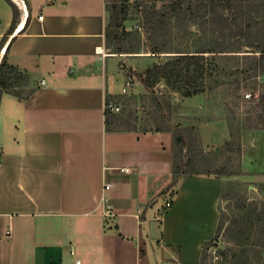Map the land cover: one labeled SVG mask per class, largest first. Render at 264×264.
<instances>
[{"label": "crops", "instance_id": "crops-1", "mask_svg": "<svg viewBox=\"0 0 264 264\" xmlns=\"http://www.w3.org/2000/svg\"><path fill=\"white\" fill-rule=\"evenodd\" d=\"M10 1L19 19L0 59L27 93L0 97V264H198L236 179L198 172L171 185L172 132L112 119L105 105L127 96L125 68L140 63L107 46V0ZM11 21L0 0V41ZM239 142L240 180L264 183V127L244 126Z\"/></svg>", "mask_w": 264, "mask_h": 264}, {"label": "rangeland", "instance_id": "rangeland-1", "mask_svg": "<svg viewBox=\"0 0 264 264\" xmlns=\"http://www.w3.org/2000/svg\"><path fill=\"white\" fill-rule=\"evenodd\" d=\"M112 3L123 5L126 16L117 31L124 33L122 39L108 47L128 58L127 67L134 60L140 63L135 69L125 68L134 85L141 88L143 82L138 67L143 71L158 61L193 56L205 69L196 73L191 64L187 76L195 75L196 82H181L175 90L164 80L152 87L143 83V90L115 100L121 108L109 118L126 119L142 132L170 129L178 139L173 151L180 155L184 171L224 173L236 179L223 188L217 230L198 264H264V186H260L264 183L240 180L239 142L243 127L264 116L258 102L264 91V60L249 68L252 57L264 52V0H107L108 6ZM146 15L163 22L147 30ZM193 84L199 92L184 96ZM21 87L8 90L24 96L27 90ZM245 94L251 97L246 99ZM188 157L191 165L184 166ZM174 187L158 194L162 205L172 199ZM167 210L161 206L156 218Z\"/></svg>", "mask_w": 264, "mask_h": 264}, {"label": "trees", "instance_id": "trees-1", "mask_svg": "<svg viewBox=\"0 0 264 264\" xmlns=\"http://www.w3.org/2000/svg\"><path fill=\"white\" fill-rule=\"evenodd\" d=\"M7 3L9 4V6L11 7V11H12V21L11 24L9 26V28L6 31V36L11 34L18 22L19 19V12L16 8V6L10 1V0H6ZM181 1V0H180ZM108 10H109V24L108 27L106 29L105 32V38H106V44L108 46V44H110L111 42H113L114 44L116 43V40L119 41L120 39H122V36L124 35V33L121 31L119 32V29L122 27V22L126 16V8L123 5H119L117 3H112L110 6H108ZM155 16H151V15H146L145 16V20H146V29L147 30H155L156 26L161 25V22H163V19L155 17ZM118 31V32H117ZM119 34V35H118ZM122 35V36H121ZM4 36L2 37L1 41H0V48L2 47L3 43H4ZM208 50V49H207ZM8 51V48L6 49V52ZM118 51V49H117ZM198 57H193V56H186L184 58H177V59H170L164 63H160L155 62L150 68H148L145 72H144V77H140L142 78V81L145 83V85L147 87H152L158 80H164L167 82V84L169 86H171L172 89H178L180 88L179 84L181 82L186 83L189 82L190 84L193 82H196V76L195 75H191V76H187L188 74V68L191 66V64H194V72L196 73H202L205 69V66L203 63L201 64H197ZM264 60V52H259L258 55H255L252 57L251 59V65L249 66V68H256L257 64L262 62ZM182 64L183 67L181 66ZM262 68L264 69V65H262ZM13 67L11 65H9L7 63L6 60V53L5 55L2 57L1 61H0V97L3 93H9L12 95H15L17 97H21V94H19L16 91H12V90H8L9 87H12L18 83L19 81H24V76H20L17 77L14 74L13 71ZM183 70L186 71V75L183 73ZM11 75V76H10ZM11 80V84L13 82L14 85H9V81ZM193 84V86H191V91L185 90L183 94H185L184 96L189 97L193 94H196L197 92H199V88ZM182 88V87H181ZM174 89V90H175ZM258 102L262 105V110L264 109V91L262 93V95L258 98ZM259 121H256V123L254 124H248V127H258L260 122V127H263L264 125V116L263 115H259L258 116ZM120 125H124V126H131L133 129H135V125H131L130 122H128L126 119L125 120H119L118 121ZM162 129L160 128H156L155 131H161ZM167 131H171L170 129H164ZM173 134V143H174V147L176 148V144L178 143V139L176 138V136ZM175 151H173V161H172V172H171V177H172V181H171V185L176 184L177 180L181 177V175H190V174H198V172H188V171H184L183 170V166H181L178 163V159L180 157L176 155V153L174 154ZM192 159L191 158H187L184 166L185 165H191ZM183 165V164H182ZM206 244V243H205ZM203 252H202V256H203ZM201 259H203L201 257Z\"/></svg>", "mask_w": 264, "mask_h": 264}, {"label": "built area", "instance_id": "built-area-1", "mask_svg": "<svg viewBox=\"0 0 264 264\" xmlns=\"http://www.w3.org/2000/svg\"><path fill=\"white\" fill-rule=\"evenodd\" d=\"M98 55H100V59H102L105 54L103 53L102 50L98 51L97 52ZM41 84H44V81H41ZM133 85H134V78L133 76H126L125 78V81H124V84L122 86V93L123 94H129L130 91L132 90L133 88ZM244 97L246 99H249L251 97L250 94H245ZM105 108L108 109V110H111L113 112H119L120 111V107L119 105L115 104L114 102H108L106 105H105ZM125 172L128 171V169H124ZM104 189H114V186L113 185H109V184H106L104 185ZM171 206V200H166L163 204V209H168L169 207ZM9 230L6 231V234H9ZM76 264H80L79 261H75Z\"/></svg>", "mask_w": 264, "mask_h": 264}, {"label": "bare ground", "instance_id": "bare-ground-1", "mask_svg": "<svg viewBox=\"0 0 264 264\" xmlns=\"http://www.w3.org/2000/svg\"><path fill=\"white\" fill-rule=\"evenodd\" d=\"M22 3V2H21ZM21 5V4H20ZM23 6V5H22ZM22 29V28H21ZM5 51V49L3 50V52ZM4 55V54H3ZM1 60V59H0Z\"/></svg>", "mask_w": 264, "mask_h": 264}]
</instances>
